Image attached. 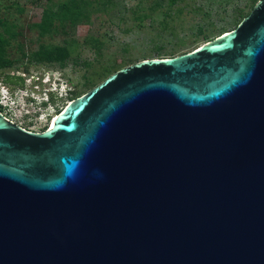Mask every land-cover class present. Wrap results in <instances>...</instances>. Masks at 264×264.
<instances>
[{
	"label": "water",
	"instance_id": "1",
	"mask_svg": "<svg viewBox=\"0 0 264 264\" xmlns=\"http://www.w3.org/2000/svg\"><path fill=\"white\" fill-rule=\"evenodd\" d=\"M54 118L0 112V264H264V0Z\"/></svg>",
	"mask_w": 264,
	"mask_h": 264
},
{
	"label": "rangeland",
	"instance_id": "2",
	"mask_svg": "<svg viewBox=\"0 0 264 264\" xmlns=\"http://www.w3.org/2000/svg\"><path fill=\"white\" fill-rule=\"evenodd\" d=\"M59 1L0 0V21L15 32L5 46V56L13 65L0 68V112L28 130L48 127L71 99V92L76 91L77 97L106 77L105 65L120 67L188 52L235 28L238 13L251 10V0H95L87 21L40 35L34 24L44 8H54ZM0 34L8 37L3 26ZM65 41L70 56L63 65L29 61L30 52L41 44ZM7 76L21 77L23 87L4 84ZM50 89L58 95L42 106ZM27 96L35 100L25 103Z\"/></svg>",
	"mask_w": 264,
	"mask_h": 264
},
{
	"label": "trees",
	"instance_id": "3",
	"mask_svg": "<svg viewBox=\"0 0 264 264\" xmlns=\"http://www.w3.org/2000/svg\"><path fill=\"white\" fill-rule=\"evenodd\" d=\"M94 1L95 0L59 1L56 3V6L54 8L52 7L44 8L40 21L38 23H35L34 26L38 29V33L40 35L50 32L52 29L56 30L59 26L61 30H63L65 27L72 28L78 22L84 20L87 21L90 12V7L92 6V3H94ZM257 1L258 0H251V8ZM247 14L248 13L239 12L237 15L238 21L236 25ZM55 21H57L58 24L55 23ZM0 26H3L6 33L8 34V37H4L2 36V34H0V68H5L13 65V61L5 56V46L9 44L11 39V38L9 39V37H13V35H15V32L13 31V26H11V29L8 28L6 21H0ZM172 54L173 53H171V55ZM69 56H70L69 44L68 41H65V43H63L62 45L41 44L36 50L30 52L28 59L29 61L32 62H46V63L55 62V63H59L60 65H63L64 61ZM123 66L118 67L117 64L105 65L102 68V74H107L106 75L107 77L112 72ZM25 70H27V66L25 67ZM3 81L4 83L7 82L11 84H16L18 85V88H22L24 85L23 79L21 77H17V80H12L9 76H7L3 79ZM76 94H77L76 91L71 92L70 95L71 99H73L76 96ZM51 102H53V99H51Z\"/></svg>",
	"mask_w": 264,
	"mask_h": 264
},
{
	"label": "clouds",
	"instance_id": "4",
	"mask_svg": "<svg viewBox=\"0 0 264 264\" xmlns=\"http://www.w3.org/2000/svg\"><path fill=\"white\" fill-rule=\"evenodd\" d=\"M56 82H58L59 80H55ZM55 82V83H56ZM1 83H3V82H1ZM62 83V82H61ZM5 84V83H4ZM63 84V83H62ZM56 87L58 88V85H56ZM18 90H20V88L18 89ZM47 98L48 99H46V100H42L41 102H40V104L42 105V106H45V105H47L48 103H51V99H52V97L53 96H57L58 94L55 92L54 93V91H53V89H50V90H48L47 91ZM35 100V98H31V97H28L27 96V98H24V102L25 103H30V102H32V101H34Z\"/></svg>",
	"mask_w": 264,
	"mask_h": 264
},
{
	"label": "bare ground",
	"instance_id": "5",
	"mask_svg": "<svg viewBox=\"0 0 264 264\" xmlns=\"http://www.w3.org/2000/svg\"><path fill=\"white\" fill-rule=\"evenodd\" d=\"M55 115H57V114H55ZM55 115L53 116L52 120H49L48 125H50V124L52 123V121L55 119V118H54Z\"/></svg>",
	"mask_w": 264,
	"mask_h": 264
},
{
	"label": "built area",
	"instance_id": "6",
	"mask_svg": "<svg viewBox=\"0 0 264 264\" xmlns=\"http://www.w3.org/2000/svg\"><path fill=\"white\" fill-rule=\"evenodd\" d=\"M31 131H33V130H31ZM38 131H41V130H38Z\"/></svg>",
	"mask_w": 264,
	"mask_h": 264
}]
</instances>
